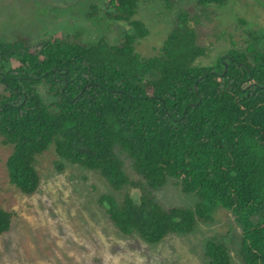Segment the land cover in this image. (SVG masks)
I'll list each match as a JSON object with an SVG mask.
<instances>
[{
	"label": "trees",
	"instance_id": "16d2710c",
	"mask_svg": "<svg viewBox=\"0 0 264 264\" xmlns=\"http://www.w3.org/2000/svg\"><path fill=\"white\" fill-rule=\"evenodd\" d=\"M141 1L149 0L106 1L108 19L125 26L117 44H89L80 32L35 44L0 34V136L13 146L10 182L35 193L36 158L54 146L61 159L99 171L115 190H139V201L130 193L121 203L100 200L123 235L158 244L192 232L222 206L241 227L243 263L264 264V35L203 64L211 53L199 42L204 13L189 6L159 52L146 57L137 50L150 34L137 17ZM193 1L206 9L228 0ZM120 153L140 178L126 173ZM170 179L199 197L195 208L156 200L154 191ZM12 218L0 206V235ZM205 258L231 264L229 248L215 239Z\"/></svg>",
	"mask_w": 264,
	"mask_h": 264
},
{
	"label": "rangeland",
	"instance_id": "374dc122",
	"mask_svg": "<svg viewBox=\"0 0 264 264\" xmlns=\"http://www.w3.org/2000/svg\"><path fill=\"white\" fill-rule=\"evenodd\" d=\"M106 1L0 0V34L7 42L25 36L35 44L45 36L80 32L89 44L100 39L117 44L125 26L108 19ZM189 6L196 7L194 15L204 13L199 42L211 47V53L201 59L203 64L233 47L247 49L254 45L252 36L264 35V0H228L206 9L193 0H176L172 6L166 0L141 1L137 17L150 34L138 43L139 53L157 54L180 12ZM12 152L13 146L0 136V206L13 214L10 230L0 235V264H210L205 248L214 239L227 245L231 264H244L239 256L241 227L233 212L222 206L210 219L199 220L192 232L149 244L139 236L123 235L100 201L107 195L121 203L127 193L139 201L138 189L117 191L99 171L61 159L51 146L36 158L40 184L28 195L10 182L7 162ZM120 157L126 173L140 178L131 159L125 153ZM154 196L165 207L195 208L199 203L196 194L185 193L173 179Z\"/></svg>",
	"mask_w": 264,
	"mask_h": 264
}]
</instances>
